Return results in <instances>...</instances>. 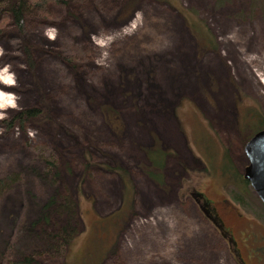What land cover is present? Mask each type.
Segmentation results:
<instances>
[{"label":"rangeland","instance_id":"1","mask_svg":"<svg viewBox=\"0 0 264 264\" xmlns=\"http://www.w3.org/2000/svg\"><path fill=\"white\" fill-rule=\"evenodd\" d=\"M10 1L0 0V69L18 99L5 118L40 112L24 128L0 119V173L23 177L0 200V264H264V205L235 176L264 122V0H66L49 19L27 9L23 28ZM153 144L168 153L164 186L143 171ZM44 158L58 176L38 174ZM56 190L81 213L66 263L35 237L64 220L37 215ZM32 249L34 261H19Z\"/></svg>","mask_w":264,"mask_h":264},{"label":"trees","instance_id":"2","mask_svg":"<svg viewBox=\"0 0 264 264\" xmlns=\"http://www.w3.org/2000/svg\"><path fill=\"white\" fill-rule=\"evenodd\" d=\"M66 0H11L9 4V11L12 14L13 20L16 23V25L20 28L24 27L25 24V14L27 9H34L38 15L44 18H51L53 17V14L49 10V6L54 3H64ZM130 6H133V3L130 1L128 2ZM180 11L182 7H177ZM6 14L3 13V11L0 8V26L6 22ZM207 43V42H205ZM208 44V43H207ZM206 44V46H207ZM29 63L31 66L34 65V62L30 56V51L26 47L25 48ZM77 55H67L66 58L71 60L76 58ZM108 109V108H107ZM105 111V109H104ZM40 112V109L38 107H25L21 110L17 111L11 118L7 119L4 118L2 122L5 124L7 129H10L14 126L15 123H18L21 128H24V121L26 117H33L38 115ZM264 126V122L261 124V127ZM258 128V129H259ZM30 144V139L26 140V145L28 146ZM145 155L147 158V164L143 165V171L144 173L157 185L164 186V166H165V159L166 155L168 154L167 151L160 147L159 145L153 144L152 146H149L147 148H144ZM41 166L40 169L38 168V174L41 176L52 174L54 176L59 175V170L57 167L56 159H40ZM226 166H230L229 164ZM117 172V171H116ZM224 173H228L229 176L234 173L232 169H224ZM233 175V177H234ZM235 176L240 177L239 183L241 186L246 187L248 185V181L243 178L241 175L236 174ZM23 182L22 172L18 168H11L7 169L0 173V200L4 197L10 190V188L13 185H18ZM191 196L195 203L202 208L201 206L203 203L211 202L209 199H207L202 192L199 190L193 189L191 191ZM236 199V195H234ZM212 205V203H210ZM39 210H38V217L43 218L45 222H50L51 216L53 213H55L58 217L60 215L63 216V222L58 223L55 222L53 225L52 230L48 229H42L40 230L39 234L36 233L35 237L36 240H40L42 249L45 250L47 253H51V255H54L58 260H60L62 263H66V254L67 249L69 247V243L73 239V237L79 232V222L81 220V213L79 210L77 198L74 197V195L70 194L66 190H56L54 194H50L46 197V200L44 202L38 204ZM39 218L31 219L28 223L27 230L32 231L33 227L38 222ZM214 222L220 223V219L217 215L214 214ZM215 224V223H214ZM217 228L218 225L215 224ZM219 226H221L219 224ZM23 227V224L20 225L16 231H19ZM219 230H221L219 228ZM223 233V232H222ZM224 234V233H223ZM12 240V239H11ZM10 240V241H11ZM12 242V241H11ZM13 243V242H12ZM12 243L9 244V246H12ZM37 244V246H38ZM41 246H39L41 248ZM38 250H31L29 254L19 255L18 259L21 262L28 261L31 263L34 261V255ZM245 264L243 260L239 261L238 264Z\"/></svg>","mask_w":264,"mask_h":264},{"label":"water","instance_id":"3","mask_svg":"<svg viewBox=\"0 0 264 264\" xmlns=\"http://www.w3.org/2000/svg\"><path fill=\"white\" fill-rule=\"evenodd\" d=\"M249 163L243 173L264 205V127L256 131L244 145Z\"/></svg>","mask_w":264,"mask_h":264},{"label":"clouds","instance_id":"4","mask_svg":"<svg viewBox=\"0 0 264 264\" xmlns=\"http://www.w3.org/2000/svg\"><path fill=\"white\" fill-rule=\"evenodd\" d=\"M46 35L49 39H55L56 37V30L55 29H49L46 32ZM0 83H3L7 86H14L16 84L15 76L13 73H10L8 71V67L6 66L3 69H0ZM18 97L14 96L11 93H4L3 91H0V119H4L7 108H16V100Z\"/></svg>","mask_w":264,"mask_h":264},{"label":"flooded vegetation","instance_id":"5","mask_svg":"<svg viewBox=\"0 0 264 264\" xmlns=\"http://www.w3.org/2000/svg\"><path fill=\"white\" fill-rule=\"evenodd\" d=\"M264 127V126H263ZM263 127H261V128H263ZM261 128H259V129H261ZM259 129H257V130H255L254 132H253V134L256 132V131H258ZM252 134V135H253ZM250 138V137H249ZM248 138V139H249ZM247 139V140H248ZM247 140H246V142H247ZM245 142V143H246ZM245 143H244V145H245ZM244 145H243V152H244V155H245V157H246V164L243 166L244 168H243V171H242V173L240 174L243 178H244V175H243V173H244V171H245V167H246V165L249 163V158H248V156H247V154L245 153V150H244ZM236 172V171H235ZM237 173V172H236ZM238 174V175H239ZM249 183V182H248ZM249 185H250V183H249ZM250 187H251V185H250ZM252 188V187H251ZM253 189V188H252ZM254 191V190H253ZM240 192V191H239ZM255 192V191H254ZM256 193V192H255ZM236 195V199L238 200V201H243V199L241 198V197H239V195H237V194H235ZM244 204L247 206V204L244 202ZM202 208H201V211H202V213H204V215H206L210 220L211 219H214V214L215 215H217V213H216V211H215V209H214V207L212 206V205H210V203L209 202H206V203H203V205L201 206ZM218 216V215H217ZM217 223V222H216ZM219 224L220 223H217V225L219 226ZM221 225V224H220ZM220 228H221V226H219ZM219 229V228H218ZM221 231V230H220Z\"/></svg>","mask_w":264,"mask_h":264},{"label":"bare ground","instance_id":"6","mask_svg":"<svg viewBox=\"0 0 264 264\" xmlns=\"http://www.w3.org/2000/svg\"><path fill=\"white\" fill-rule=\"evenodd\" d=\"M12 86H7L3 83H0V91H3L4 93H9V89L11 88ZM12 94V93H11Z\"/></svg>","mask_w":264,"mask_h":264},{"label":"crops","instance_id":"7","mask_svg":"<svg viewBox=\"0 0 264 264\" xmlns=\"http://www.w3.org/2000/svg\"><path fill=\"white\" fill-rule=\"evenodd\" d=\"M223 72H224V70H222ZM222 72V73H223ZM225 73H223V75H224ZM199 97V96H198ZM200 98V97H199ZM201 99V98H200ZM168 132L170 133V130L168 129ZM171 134V133H170ZM169 136V135H168ZM165 164H166V160H165ZM166 167V165L164 166V168ZM150 179V178H149ZM151 180V179H150ZM153 182V181H152ZM146 197V196H145ZM142 199H144V196H142Z\"/></svg>","mask_w":264,"mask_h":264}]
</instances>
